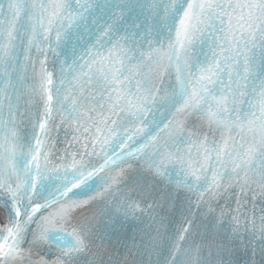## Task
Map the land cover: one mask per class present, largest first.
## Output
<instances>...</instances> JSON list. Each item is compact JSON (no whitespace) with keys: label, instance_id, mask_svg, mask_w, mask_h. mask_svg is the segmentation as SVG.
Returning a JSON list of instances; mask_svg holds the SVG:
<instances>
[{"label":"snow or ice","instance_id":"obj_1","mask_svg":"<svg viewBox=\"0 0 264 264\" xmlns=\"http://www.w3.org/2000/svg\"><path fill=\"white\" fill-rule=\"evenodd\" d=\"M0 264H264V0H0Z\"/></svg>","mask_w":264,"mask_h":264}]
</instances>
